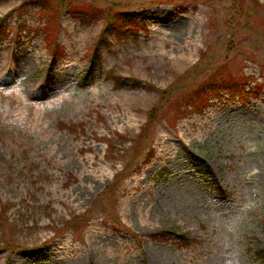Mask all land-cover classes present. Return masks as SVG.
I'll list each match as a JSON object with an SVG mask.
<instances>
[{"label":"rangeland","instance_id":"374dc122","mask_svg":"<svg viewBox=\"0 0 264 264\" xmlns=\"http://www.w3.org/2000/svg\"><path fill=\"white\" fill-rule=\"evenodd\" d=\"M120 12L136 30L103 36ZM23 51L0 264H264V0H0V56ZM214 78L246 95L200 99Z\"/></svg>","mask_w":264,"mask_h":264},{"label":"trees","instance_id":"16d2710c","mask_svg":"<svg viewBox=\"0 0 264 264\" xmlns=\"http://www.w3.org/2000/svg\"><path fill=\"white\" fill-rule=\"evenodd\" d=\"M113 24L116 25L118 32L124 28L131 32L135 30L134 29L135 28L134 19L131 18L130 13L120 12V13H114L110 15L107 26L105 27V30L103 32L107 33ZM214 81H216V78H214L212 82H208L200 88L198 92L200 99L202 98V96L203 98L204 96L205 97H218L220 93L225 90L231 91V92L237 91L238 84L236 82H229V81L214 82ZM153 114L154 112L152 111L150 116H153Z\"/></svg>","mask_w":264,"mask_h":264},{"label":"bare ground","instance_id":"6f19581e","mask_svg":"<svg viewBox=\"0 0 264 264\" xmlns=\"http://www.w3.org/2000/svg\"><path fill=\"white\" fill-rule=\"evenodd\" d=\"M17 42L22 44V41L19 40L18 37H17ZM16 55H17V57H16L15 61H13L11 59V57L9 58V52H7L6 55L0 56L2 58V59L0 58V60L2 63L10 65V68L14 71L13 80L18 82V76L20 78V77L25 76L28 73H30L32 70V66L28 63L27 56H26V53L24 51L18 52V54H16ZM1 68L2 67L0 65V69ZM47 96H50V95H47ZM101 173H102V171H101Z\"/></svg>","mask_w":264,"mask_h":264}]
</instances>
